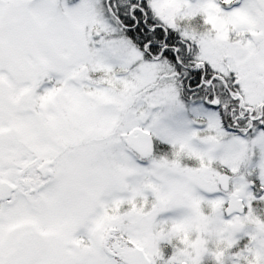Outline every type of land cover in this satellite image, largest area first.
<instances>
[{"label":"snow or ice","instance_id":"snow-or-ice-1","mask_svg":"<svg viewBox=\"0 0 264 264\" xmlns=\"http://www.w3.org/2000/svg\"><path fill=\"white\" fill-rule=\"evenodd\" d=\"M0 264H264V0H0Z\"/></svg>","mask_w":264,"mask_h":264}]
</instances>
